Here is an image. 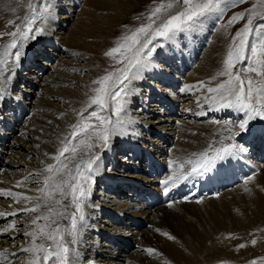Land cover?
I'll return each instance as SVG.
<instances>
[{"label": "bare ground", "instance_id": "bare-ground-1", "mask_svg": "<svg viewBox=\"0 0 264 264\" xmlns=\"http://www.w3.org/2000/svg\"><path fill=\"white\" fill-rule=\"evenodd\" d=\"M34 1H37V0H34ZM139 1L143 2V1H149V0H123L121 4L115 5L114 9L119 13V17H123L126 15V12L132 9L131 3L136 5L139 3ZM6 2L3 4H0V45L2 43L5 44L4 42L8 40H11L10 39L11 36L8 37V39H1L2 37H4L2 36V34L6 31H9L8 29L9 27L7 26L9 23V20L10 19L13 20L14 18V17L10 18L11 15L8 16V14L5 12L7 9ZM98 2L103 4L101 0H99ZM103 6L104 8H106L105 5ZM181 10H183L181 6L177 7L175 11H172L171 13H167L164 17H162V20L165 19L167 16L175 14L177 11H181ZM18 17H19V14L16 15L15 19ZM119 19L120 18H117V20ZM204 19L205 17L200 18L194 25H192V27H195L194 28L195 32L200 33L201 36H203L206 33V31L210 28V26H207L209 24L208 21H211L213 17L208 16L207 22ZM192 27L188 28V29H191V31H188L187 33L182 32L181 39L178 37H174L172 40H169L170 44L172 45L171 52H173L174 49H176V52L169 54L167 51H163L162 54L161 53L159 54L158 56L159 58H157V60L166 59L169 62V61H172L174 57H176V55H181L180 57H182L183 55L181 54L182 47L184 50L185 46H188L187 44L185 45V43H183L182 40H186L189 38V41L190 39L192 41L194 35H198V34L190 35L193 32ZM111 34H112V31H109L107 33V38L111 36ZM201 36H199L198 38H200ZM38 40L37 41L35 40L36 47L34 49H32L31 51L29 49H26L25 52H23L24 54L22 58L20 57L18 61L14 60L13 67H16L14 70H16L17 75L15 76L13 81L8 80L7 85H6V82L3 85L4 75L6 74L5 77H7L8 75L14 72V70L9 71L11 70L9 66H5L4 71L0 72V83L2 82V85H0V88H3V98L0 99V163L2 162L1 156H3V153H5V151L7 150L6 146H9L7 145V143L9 142L8 139L14 136V134L16 133V130H18L17 133H20L19 137L18 135H16L17 141L15 142L14 147H13L14 151L16 149H19L20 153H16L13 151L10 154V158H9V160L12 161L9 165L11 167L9 168L15 169L17 172L15 175L7 173L6 175L0 176V181H1L0 189L10 190L13 193L26 195L29 197L42 196V193L39 191V189L32 187L34 183H37L40 181L33 177L35 176L41 177L42 180L40 182L43 183L45 178L50 175L49 173L45 171V169L49 165H55L57 163L54 159H52V157L55 156V154L58 153L59 151V148H57L56 145H57V142H60V141H58L59 140L58 138L54 139V137L57 135L56 133L57 127L59 129L61 128V130L64 131V128L66 127L64 125V122L66 120L70 121L72 124L74 122L76 123L77 120H76V117L73 115L72 111L73 112L76 110L79 111L82 109V107L87 108L90 104V99H92L91 96L92 97L94 96V93L92 94V90L90 88H82V87L77 86L75 79L73 81H70L71 79L66 77L64 78L66 80H64L62 79L64 76L62 77L58 76L56 80H52L49 84L54 86V89L56 88L57 90L60 91V93H63L64 95L58 96V94H56L55 91L53 92V90L47 89L46 90L47 92L45 93L46 96L42 99L43 102L41 103V106L39 107L43 112L46 111V114L44 115L39 114L40 116L38 115L39 117L33 120L34 124L33 123H32L33 125L30 124L32 125L33 128H35L34 131L31 130L32 131L31 137L35 139L37 137L40 138L39 137L40 131H44L45 129H48L49 132L46 131L47 134L50 133L51 136H53L51 138L52 143L50 141L51 145L46 146V147L44 146L43 150H40V148H38L39 141H36V142L32 141L33 142L32 148L26 147V145H29V144L27 142L26 143L24 142V139H22L23 135L21 136V134H23V132H27L28 130L26 129L25 125L29 124V122L28 120L25 121V118L28 117L31 114V112L27 116L29 108H27V106H24L25 104H22L23 99H24L22 98V96H24V94H21L22 96L20 95L16 97L10 92V90L12 88H15L17 81L21 83L23 78H26L24 76L26 74H21L20 78L22 79H18L19 73L26 71L27 67L24 68V66L25 65L28 66V70L29 69L31 70L34 64L36 65L38 64L37 58L38 57L40 58L41 51L45 49L44 47L46 46L49 47L50 45H52V44H49L48 40H43V41H38ZM10 42L11 41H8V43ZM76 42L77 40L72 39V42L70 44L72 45ZM204 42L205 41H203V43ZM223 43H224V38L219 35L218 38L215 40V44H217V47H220V46L222 47ZM97 46L100 47L101 50L104 48L102 47L104 46V44H101V43L97 44ZM193 47L196 50L197 43L193 42ZM2 51L3 49H0V52ZM67 54L69 57H74V58L76 57V54H74L72 51H69V53ZM93 57L95 58V60H98L99 57L101 56L97 51L96 53H94ZM207 57L208 58L205 60V62L199 65V67L194 71L190 80L197 81V82L198 81L199 82L212 81V82H215L216 84H213V83L209 84L208 88H216L217 85L219 84L218 83L219 75H218L217 68L220 69L219 67L220 55L214 56L212 52L208 54ZM184 58H187L188 61H186L187 59L184 60ZM154 59H156V57H154ZM193 59L194 58H192L191 54L190 53L188 54V51H187L185 56L182 58V60H184L183 65L186 68L182 67V69L184 70L187 69L188 67L187 65L189 61H192ZM74 61L78 62V60H74ZM146 69L148 73L147 76L150 79L156 78L154 79L155 81H157L158 83H162L160 81L161 80L160 78H163L164 73L158 70V66L156 64L148 65L146 66ZM178 71H181V68ZM166 79H167L166 82H169L170 84L169 85L162 84V85L171 88L174 92V87L172 85L173 84L175 85V82H174L175 79L169 80V77ZM67 86L70 88H68ZM74 86L79 87L80 89V92L76 97L72 96L71 92L64 91V89H69L68 91H71V88ZM135 87L137 89L142 87L141 89H146L149 91L150 94L147 95L146 100L144 98L142 99L143 101H145V103L147 102L148 99L153 98V96L151 95H156V97L158 98V94H161L162 98L160 99L155 98L156 101L158 100L159 105H161L163 109V110H160L161 113H163L164 111H165V114L174 113L173 108H175V106L170 105L172 104L171 100H169L170 96L164 93L165 90H159V89L153 90L149 85L148 87L143 88L142 84H140V87L138 86V84H136ZM139 91L141 92V90ZM216 95L217 93H208L209 97H207V100ZM28 96L29 95H27L26 98ZM49 98L54 99V100H60V102H64V103L71 101V104L67 103L68 104L67 108L63 112L59 108H55V106H53L51 102L47 101V99ZM131 101L132 103H134L133 99H131ZM201 104L203 108H206L213 113H208L209 116H207L205 115L206 113H203L206 111H202V112L193 111L192 113L193 115H196L197 118H201L203 116L202 119H204L203 121H205L208 119V117H211L213 115L219 118L221 111H223L224 117L222 118L223 120L221 119L222 122L220 121L217 123H206V122L205 123L204 122L203 123H195V122L186 123L185 122L182 124V126H180L182 129L180 130L179 134H177L178 133L177 128H175L176 126L174 125L173 128H174V131L176 130V132L172 134V136H168V135L165 136V133L161 135L162 141H164L163 143L164 145L161 143L162 147H159L161 148L160 151L150 141H148L150 142V144H147L145 138L143 137L141 138V140L136 139L134 137L135 142H131L130 141L131 138L129 139L128 136H131L133 134L129 132L127 133L125 130V127L119 126V124H115V127L117 129L116 136H118V138L117 137L116 138L118 139V141L120 140L119 146L117 145V147H114L111 149L113 145L109 143L105 151H103L100 154L99 152L102 151L101 147H93L90 150L86 147V143L88 142H92V143H100V142L89 141L88 138L85 137V141H84L85 143H81V142L76 143L77 148H78V155L74 159H72L68 154H65L66 157L63 159L65 162L69 163L70 166L75 163L83 164L88 158L87 154L89 153V151H91L92 153H97V150H98V153L100 154V160L97 162V165L94 166L95 174L92 176V179L88 182L90 184V195H89V198L84 203L85 220L83 221L82 224L79 225L78 235H77L78 243L76 245H72V247H74L76 249V252L78 253L79 264H98L97 262H93V260L87 261V259L90 257H92L93 259L98 258L99 260L98 262L101 261L104 264H229V263L231 264H251V261L253 260H250L251 258L247 259L246 254H243V252L238 253L237 251H234L230 253L229 251V252H226L228 256L223 255L225 253L222 252L223 253L222 256L220 255L217 257L216 256L211 257L209 253L206 254L205 253L206 250L203 248L196 249V251L192 250L191 252H189V250L191 249L188 250V248L190 247H189V244H187V241L190 238H189V235L187 234V230L186 232L178 231V233L180 232V234L182 235L180 237V234L176 232L177 229L176 230L174 229L175 232L170 231L171 229H166L167 223L169 221H172V222L178 221V219H175V217H178L180 215L179 214L177 216L175 214L176 210L174 209L172 210L171 209L172 207L173 208L174 207H177V208L184 207V209L185 207H197V206H194V204H201L207 199L217 198L222 193L216 196H211V197L203 198L199 200L197 199L190 203H185L184 200L191 199V195L187 193L188 187L192 183V180H189L187 185L184 188H182L178 193L175 194V196H179L176 200H179L180 202L172 201L171 204H169L171 208L166 207L164 203H162L160 206L150 208V207H147V205L144 202L140 201L139 198L137 199V196L144 195V197H146L148 193L157 194L156 190L157 188H160L159 183H161V181L164 183V181L169 180L168 186H169V190H171L174 185L171 183L169 178L173 176H177V177L184 176L185 173L190 172L191 165L188 164L187 161L197 159L201 153L206 152V151H208L210 155H214L215 149L226 147V146L233 144L236 146L235 148H236V153H237L238 158L242 160L246 165H249V166L254 165V164H251L252 162L251 158H249L247 155L249 154L254 155L255 151H252V148L255 145H260L261 149L262 147H264V138H263L264 137V126L258 127L256 125L260 123L264 124V119H261L259 116H255L254 119L248 120V116L244 111L239 110L237 107L220 108L219 103L213 100L212 101L202 100ZM152 107H154V105L151 106V108ZM161 107H159V109H161ZM32 108L30 111H32ZM145 109H147L146 112H149L150 107H146ZM216 109H219V110H216ZM5 110L7 112V115L6 113L3 112ZM11 111L12 113H10ZM34 112H37V111L34 110ZM106 112L108 113L109 111H106ZM125 113L122 112L121 114H125ZM50 114H53V116H51ZM36 117L37 116H35V118ZM110 117L112 118V116H108V118ZM228 117H230L231 119L226 120V118ZM125 118L127 119L126 123H128L130 121L128 116L125 117L124 115L120 119L124 121ZM173 118L175 119V117ZM59 119H62V121H60ZM240 120H248L246 130H241L237 127ZM112 121L115 122L117 121V119L112 120ZM213 121H215V119H213ZM213 121L209 120V122H213ZM22 122L24 123V126H22ZM163 122L154 121L152 123V124L161 123V126L159 127H152V126L150 127L148 126V124H146V125H143L146 128L141 126L140 129L142 130V132L144 131L145 133H147L148 136H151L153 133L155 134V132H153L152 130L160 129L162 127ZM173 122L174 121H172L171 124ZM146 130L150 131L151 133L147 132ZM7 132H10V134H7ZM7 135H9V137H6ZM174 135L175 136L178 135L179 137V140L177 141L178 143H176V145L178 146L174 147L170 151V154L167 155V153L164 152L165 148L172 145L173 143V141H169V138L167 139V137L173 138ZM230 137H234V138L230 139ZM109 141L111 142V140ZM10 143L11 142H9L8 144ZM122 143L124 144V146ZM11 146L9 148L12 149ZM210 146H211V151H210ZM118 147H119V150H118ZM25 149L27 150V152H25L26 154L24 153L22 155L21 152L26 151ZM40 151H43V153H41ZM118 152L124 153V155H116ZM137 154L140 157L135 158ZM246 157L248 158L247 161H246ZM164 160L166 164L168 165V167L165 166ZM255 160L257 162L260 161L259 159H255ZM122 162L127 165L126 169L128 170V172L121 170L120 174L124 176L113 177L114 184L111 183V177H107L103 174L99 175V172L102 169H104V173H105L107 163L111 164L114 167V173L116 175L119 174L118 168H122L123 166L121 164ZM148 162L150 165L153 166L155 170V175L158 178L157 183L154 179L150 180L151 178L149 177L148 167H147ZM112 169H113L112 167H109L110 172H112ZM158 169H163L164 170L163 173H160V170ZM81 172L82 173L84 172L83 168H81ZM23 173H26V175H23ZM135 173L139 174V176H142L144 174V178H145V180H143L144 183L142 182V178L141 180H137L136 178H133L135 177ZM247 173H248V176L246 175ZM256 174L257 173H255V169H247L243 175L242 174L240 175V177H242V180L245 179L247 180L246 182L249 183L247 187L242 188L244 191L249 189V186L251 183H252L251 186L253 187H255L257 184L258 185L264 184L263 183L264 181L261 182L260 178L258 176L257 177L255 176ZM254 176H255L254 178L255 181L252 180L251 182H249L250 179L253 178ZM194 178H195V175L193 176V179ZM57 179H60V177H57ZM25 180L27 182L23 183V181ZM146 180H150L151 182H148ZM18 182H22V183H20L19 186H17ZM181 182H182V179L181 181L177 182L175 186H178ZM237 184L239 183H234L233 185H228L227 182L223 183L224 186L227 185L225 189L233 188ZM99 186H101L102 189H100ZM19 187H21L22 190H19ZM105 188H110V190H107V192H111L112 194L116 195L115 197H117L118 195L119 196L128 195L127 197H129L130 200L126 199V202L127 201L129 202L116 203L115 205H117L118 207L115 210L109 209L106 206L100 207L98 205H95L96 201L99 199V196H100V195L97 196V194H95V191L97 189H100L99 192L102 198V197H105L103 194L104 192H106ZM228 193L223 194V197L228 198L230 196L228 195ZM236 193L239 194L238 192ZM130 196H132L133 198H130ZM2 198L9 199L10 202L0 201V213L6 214L4 216H0V228H1L0 233H2L0 234V252H3L5 249H7L9 253L19 252L18 246L24 245L26 241L30 239L29 237H26L24 233L25 231L32 230L30 221L33 216L37 215V213L25 214L23 212H18V210L25 206L32 207L38 201L33 200L30 203L21 201L20 203H16V200L12 197L6 198L4 196H0V200ZM123 201H125V199H123ZM65 203L68 204V209H67L68 214L62 220H60V225L62 228L66 229L67 231H70L71 220L69 217L73 209H72L70 201H65ZM131 210H135V211L137 210L136 212H139V214L132 215ZM12 212H18V214L15 216L7 215ZM20 217H23L22 219H27V221L19 220ZM137 217L141 218V220ZM97 218L98 219L104 218V220L109 219L110 221L109 223H111V227H110L111 230H108V229L106 230L102 228L101 229L94 228V226H92V222L96 220L98 221ZM102 219L99 220V224H101ZM144 221H147L151 225H153L154 227L153 230H147V229L142 228L144 227L143 226ZM13 223H15L16 225L15 227L16 230L10 227V225H12ZM17 226L23 229L20 230L19 228L18 229L19 231H18ZM6 228L9 230L5 233L4 229ZM134 230L136 231L133 232ZM107 231H110V232H107ZM89 234L91 235L90 238H93L92 236H95L94 242L87 239V236ZM169 235L174 237L175 242L173 241V243H170L164 238L165 236H167L168 238ZM22 236L24 238L23 240L21 239ZM96 237L97 239H100L101 241L106 242V245L102 246V247H105L104 250L102 249V247H100L101 245H99V240L96 241ZM66 239L70 240L71 237L66 236ZM192 241L193 240H191V242ZM148 248L154 249L155 252L152 254H149L148 252L145 251ZM192 248H193V245H192ZM89 251L92 252V254L84 256V254L86 252L89 253ZM218 254L219 253H215L214 255H218ZM20 255H22L23 258L21 259L22 256H20V259L13 261V264H23L26 254L20 253ZM14 258L15 257H12L11 259L13 260Z\"/></svg>", "mask_w": 264, "mask_h": 264}, {"label": "rangeland", "instance_id": "rangeland-1", "mask_svg": "<svg viewBox=\"0 0 264 264\" xmlns=\"http://www.w3.org/2000/svg\"><path fill=\"white\" fill-rule=\"evenodd\" d=\"M98 1L99 0H37V1H34V0H0V4H3L5 2L7 3L6 4L7 9L5 12L8 14V16L11 15L10 18L14 17L13 20L12 19L9 20L12 23L11 24L8 23L7 25L9 27L8 28L9 31L4 32L2 34V36L4 37H2L1 39H8V37L11 36L9 35V32L12 33L13 31H16L17 26L22 25L26 17H31L33 15V12L29 8V4H31V6H33L32 8L36 10L35 17H37L36 18L37 22L33 25V29L35 30V28L39 27L42 31L40 32L39 35H36L34 39L31 38V34H30L29 39L25 41H18V45L19 44L23 45L22 54L20 56L21 58L23 57V54H24L23 52H25L26 49H29L31 51L32 49L36 47L35 40L36 41L38 39H40L38 41L48 40L49 44H52L49 47L47 46L44 47L45 49L41 51L40 58L35 57L38 59V64L37 65L34 64L31 70L30 69L28 70V66L26 65L24 66V68L27 67L26 71L19 73L18 79H22L20 78L21 74H26L24 75L26 78H23L21 83L17 81L15 88H12L10 90V92L16 97L20 96L21 94H24V96L21 95L22 98H24L22 104H25L24 106H27V108H29L27 116L31 112V114L25 118V121L28 120L29 122V124H26L27 126L25 125L26 129L28 130L27 132H23V134H21V136L23 135L22 139H24V142L25 143L27 142L29 144V145L25 144L26 147L32 148L33 142L39 141L38 148H40V150H43L44 146L45 147L49 146L52 143L51 138L53 136H51L50 133L47 134V132H49L48 129H45L44 131H40L39 133L40 138L37 137L35 139L31 137V132L35 130V128L32 127V125L34 124L33 120L37 119L40 116L39 114H42V115L46 114V111L43 112L39 108L41 106V103L43 102L42 99L46 96L45 94L47 92L46 90L51 89L53 90V92L55 91L56 94H58V96L64 95L63 93H60V91L57 90L56 88L54 89V86L50 85L49 83L52 80H56L58 76H61V77L64 76L62 79L66 77L71 79L70 81H73L75 79L77 86L82 87V88H90L92 90V94L94 93V96L97 95L95 90L98 89L100 85L94 84L93 81L99 80L102 76L106 75L107 73L113 72L116 68L121 67V65L117 63V60L120 59L119 54H116V59H113L111 57L106 56L105 53L109 51L111 48L116 47L117 43L121 41V38L126 33H130V31L135 30L136 28L144 24H147L148 23L147 17L149 16L150 12L155 6H157L160 3L167 2V0H149V1H143V2L139 1V3L136 5L131 3L132 9L126 12L125 16L119 17V13L114 9V6L121 4L123 0L122 1L121 0H101L103 4ZM103 5H105L106 8H104ZM177 7H179V5L174 6L173 10L171 9L167 13H171L172 11H175ZM222 7L224 9L222 13L214 12V13L206 14L204 16L205 17L204 20L206 22L208 21V16H212L213 19L211 21H208L209 24L207 26H210V28L206 31V33L203 36H201L200 33L195 32L194 30L195 27L191 26L193 29V32L190 35H193V34H198V35H194L192 41L191 39L189 41V38L186 40H182V42L185 43V45L186 44L188 45V46H185L184 50L182 47V53H181L183 54L182 57H180L181 55H176V57H174V59L169 62L166 59L157 60V58H159L158 57L159 54L160 53L162 54L163 51H167L169 54L176 52V49H174L173 52H171L172 45L170 44L169 40L159 41V43H161L163 46L158 47L156 49V52L152 54L153 56H151L148 59L147 66L153 65V64H156L158 66V70L164 73L163 78H160L161 79L160 81L162 83H158L157 81H155L154 79L156 78L150 79L147 76L148 73H147L146 67L140 72L138 77L132 78L130 81L127 82L126 89L128 91V94L123 97V107H124L123 113L125 112L126 113L120 114V117H119L120 123L118 124L119 126L125 127V130L127 133L129 132L133 134L131 136H128L129 139L131 138L130 139L131 142H135L134 137L139 140H141V138L143 137L145 138L147 144H150V142L153 143L154 146L160 151L161 148L159 147H162V144L164 143V141H162L161 135L165 133V136L166 135L172 136V134L176 132V130L174 131V128H173L174 125L176 126L175 128H177V132H178L177 134H179L180 130L182 129L180 126H182V124L185 122L186 123L187 122L217 123L219 121L222 122L223 120L222 118L224 117L223 111H221L219 118L213 115L211 117H208V119L205 121H203L204 119H202L203 116L201 118H197L196 115L192 114L193 111H198V112L206 111L203 113H206L205 115L207 116H209L208 113H213L209 111L208 109L203 108L201 103H202V100L212 101V99L210 98L207 100V97H209L208 96L209 92L206 89L208 88L209 84H212V83L216 84V83L212 81H206L208 83H206L205 81L197 82V81H192L190 79L194 71L199 67V65L205 62V60L208 58L207 55L212 52L214 56L220 55V60H219L220 69L217 68L218 73L223 70L224 68L223 61L227 57V52L232 43V38L235 36L237 31L242 29L244 25L246 24L248 15H249L248 10L249 9L255 10V14L253 15V25L255 26L258 22H260V14L264 13V3H261L260 0H229L227 5L225 6L222 5ZM44 8H47V12L43 11ZM167 13H164L161 16L160 20H157V23H160V21L162 20V17H164ZM239 13H245V18L239 22H236L230 25L228 23L229 19L233 15H236ZM17 14H19V17L15 19ZM42 16L44 18L41 20ZM117 18H120V19L117 20ZM109 31H112V34L111 36L107 38V33ZM188 31H191V29L187 28L186 30L182 32L187 33ZM182 32L178 33L176 37L181 39ZM219 35L224 38V43L222 47L221 46L217 47V44H215V40L218 38ZM199 36L201 37L198 38ZM10 39L12 40L13 37L11 36ZM72 39L77 40V42L71 45L70 43L72 42ZM11 40H8V41H11ZM8 41L4 42L5 44L2 43L0 45V49L4 50L3 46L7 45ZM203 41L205 42L203 43ZM193 42L197 43L196 50L193 47ZM100 43L104 44V46H102L104 47L102 50L100 49V47L97 46V44H100ZM12 51H15V50L13 49ZM69 51H72L74 54H76V57L75 58L69 57L67 54L69 53ZM97 51L101 57H99L98 60H95L93 56H94V53H96ZM187 51H188V54L190 53L192 58L194 59L192 61H189L187 65L188 66L187 69L184 70L182 69V67H184L183 61L187 58H184V60H182V58L185 56ZM154 57H156V59H154ZM151 58L153 61L151 60ZM14 60H15L14 57H9L10 63L8 66L11 68V70L9 71H12L16 68V67H13ZM74 60H78V62ZM186 61H188V59ZM239 67L240 65H237V67L234 68L233 71L235 72ZM180 68H181V71H178L180 70ZM16 75H17L16 70H14V72L8 75L7 77H5L6 76L5 74L4 79H3V82H4L3 85L5 84V82L7 85L8 80L13 81ZM248 75L251 76L253 80L261 79L260 77H257L255 73H249ZM168 77H169V80L175 79L174 80L175 85L174 84L172 85L174 87V92L171 88L162 85V84H165V85L170 84L169 82H166L167 80L166 78ZM226 79L227 77L219 76L218 83H223ZM201 83H203V87H200ZM136 84H138L139 87H140V84H142L143 88L148 87L149 85L153 90L154 89L165 90L164 93L170 96L169 100H171L172 104L170 103L169 104L175 106V108H173L174 113L165 114V111L161 113L160 110H163V109L161 105H159L158 100L157 101L155 100V98H157L156 95H151L153 96L154 99L153 98L148 99L147 102L145 103V101H143L142 99L144 98L146 100L147 95H149L150 93L146 89H141L142 87L137 89L135 87ZM0 85H2V82L0 83ZM79 87L74 86L71 88V91H68L69 89H64V91L71 92V95L76 97L80 92ZM139 90H141V92ZM27 95L29 96L26 98ZM160 98H162V95L158 94L157 99H160ZM131 99H133L134 103H132ZM47 101L51 102L52 105L55 106V108H59L63 112L66 110L67 105L71 104V101H68L67 102L68 104H67L66 102L64 103V102H60V100H54L50 98L47 99ZM252 103H255V100H253ZM153 105L154 107L151 108V106ZM106 106H105V110L109 111L108 113L105 110L101 112V109L99 107L95 105H90V104L87 108L82 107V109L79 111L78 110L74 112L72 111L73 115L76 117V120H77L76 123L74 122L73 124H77V123L97 124L98 121H96L95 118L91 117L90 115L93 111L100 113L102 117L112 116V118L110 117L111 120L117 119V116L114 114V111H113L114 106L112 105L111 101H109V103ZM146 107H150L149 112H146L147 110L145 109ZM159 107H161V109H159ZM31 108H32V111H30ZM34 110L37 112H34ZM3 112L6 113L7 115L6 110ZM10 113H12V111ZM80 113H84L83 118L80 116ZM50 115L53 116V114H50ZM124 115L125 117L128 116L130 120L128 123H126L127 121L126 118L124 119V121L120 119ZM35 116L37 117L35 118ZM173 117H175V119ZM213 119H215V121H213ZM228 119H231V118L230 117L226 118V120ZM59 120L62 121V119H59ZM170 120L174 122L171 124L172 121ZM209 120L213 122H209ZM154 121L155 122L164 121L160 129L152 130L153 132H155V134L153 133L151 136H148L147 133H145L144 131L142 132L140 128L141 126L146 125V124H148V126L150 127L151 126L152 127L161 126V123L152 124ZM243 121L244 120H240L239 123ZM69 123L73 125L68 120L64 122V125L66 126L64 128V131H62L61 128L59 129L58 127L56 129L57 135L56 136L54 135L55 136L54 139L58 138L59 139L58 141H60V142H57V145H56L57 148H59V150L64 146V143L62 142V140L64 141V138L69 136L72 131L71 125ZM22 126H24L23 122H22ZM143 127L146 128L145 126ZM17 132L18 130H16V133L14 134V136L8 139L9 142H11L12 144L11 143L8 144L9 142L7 143V145L9 146H6L7 150L5 151V153H3V156H1L2 162L0 163V176L6 175L7 173L15 175L17 172L15 169L9 168L11 167L9 165L12 162L9 160L10 154L14 151L13 147H14L15 142L17 141L16 135H18V137L20 135V133H17ZM147 132H150V131H147ZM7 134H10V132H7ZM65 134L66 135L68 134V135L66 136ZM6 137H9V135H7ZM116 137L118 138L116 134L110 137L111 142L109 141V143L113 145L111 149L114 147H117V145L118 146L120 145V142H119L120 140L118 141ZM168 138H169V141H173V143L172 145L165 148L164 152L167 153V155L170 154V151L174 147L178 146L176 145V143H178L177 141L179 140L178 135L177 136L174 135L173 138L167 137V139ZM81 140L85 141V137H78L76 140L69 141L68 142L69 147H71L72 143L73 144L80 143ZM10 146L12 147L13 150L9 148ZM253 148H252V151H255L254 155H250L248 153L249 155L247 156L251 158V161H252L251 164H254L253 166L255 167V173H257L255 176L256 177L258 176L260 178V181L263 182L264 181V147H262L261 149L260 145H255ZM105 149L106 148H104L99 153L101 154L103 151H105ZM118 150H119V147H118ZM14 152L20 153L19 149H16ZM25 152H27V150L21 152V154L23 155ZM40 152L43 153V151H40ZM58 153H56L55 156L58 155ZM97 153H98V150H97ZM116 155H124V153L118 152ZM247 159L248 158L246 157V161ZM255 159H259L260 161L257 162ZM121 164L123 166L122 168H118L119 174L116 175L114 173V167L111 164L107 163L105 173H104V169H102L99 172V175L103 174L107 177H111V183L114 184L113 177L124 176L120 174L121 170L128 172V170L126 169L127 165L124 164L123 162ZM164 164L166 167H168L165 160H164ZM109 167L113 168L112 172L109 171ZM136 174L137 173H135V177L133 178H136L137 180H141L142 178V182L143 180H145L144 174L142 176H139V174L137 175ZM23 175H26V173H23ZM85 175H87V173ZM255 176L251 178L249 182H251L252 180L255 181L254 180ZM33 178H36L37 180H40V181L42 180L41 177L39 176H35ZM40 181L37 183H34L32 187L37 188V189L42 188L43 183ZM146 181L151 182L150 180H146ZM246 181L247 180L244 179V181H241V183L236 185L237 187L235 186L233 188L224 190L223 191L224 193L222 192V194L220 195L218 194L219 196L217 198H214V199L210 198V199L205 200L201 204H194V206H197V207H185L184 209V207L183 208L182 207L180 208L172 207L171 208L170 205L166 206V207H170L172 210L173 209L176 210L175 214L177 216L180 214L178 217H175V219H178V221H175V222L169 221L167 223L166 229H171L170 231H173V232H175V230L177 229L176 230L177 233L178 231L186 232L187 230V234L189 235V238L190 239L192 238L191 240H193L192 242L190 239L187 241V244H189V247H190L188 248V250L191 249L189 250V252H191L192 250L196 251V249L203 248L206 250L205 251L206 254L209 253L211 257L212 256L217 257L220 255L222 256L223 254L222 252L225 253L223 255L228 256L226 252L230 251L231 253V252L237 251L238 253L243 252V254H246L247 259L251 258L250 260H255L256 264H264V259H262L264 258V184L263 185L257 184L255 187H253L251 186L252 184L251 183L249 186V189L244 191L242 188L247 187L249 184ZM26 182H27L26 180L23 181V183H26ZM99 188L102 189L101 186H99ZM100 189H97L95 191V194H97V196L100 195L99 199L97 198L98 200L96 201L95 205H98L100 207L106 206L109 209L115 210L118 207L117 205H115L116 203H125L126 199L127 200L129 199V197H127L128 195H123V196L118 195L117 197H115L116 195L112 194L111 192H107V190H110V188H105L106 192L103 193L105 197L101 198V194L99 192ZM19 190H22L21 187H19ZM156 191L158 193L160 192L158 188ZM236 192H238L239 194H237ZM225 193H228V195L230 196L228 198L223 197V194ZM106 195L109 197H107ZM130 198H133V197L130 196ZM123 199H125V201H123ZM209 200L212 202H210ZM0 201L10 202L9 199H4V198H2ZM136 211L131 210V214L132 215L139 214V212H136ZM22 218L23 217H20L19 220L27 221V219H22ZM100 219L102 218H99L98 221L96 220L92 222V226H94V228H97V229L102 228L106 230L107 229L111 230L110 229L111 223H109L110 222L109 219L104 220L103 218L101 221V224H99ZM139 219L141 220V218ZM143 226L144 227L142 228L147 229V230H153L154 228L153 225H151L147 221H144ZM19 228L20 227L17 226V230ZM22 229L23 228H20V230ZM14 230H16V228ZM135 231L136 230H134L133 232ZM107 232H110V231H107ZM178 234H180V232ZM181 236L182 235L180 234V237ZM90 237L91 235L89 234L87 236V239L94 242L95 236H92L93 238H90ZM164 238L170 243H173V241L175 242V239H168L167 236H165ZM193 238L196 240H194ZM21 239L22 240L24 239L23 236ZM253 239L257 241L254 246L251 244V241ZM97 240H99V245H101L100 247H102L103 245H106V242L101 241L100 239H97L96 237V241ZM242 243L245 244L246 246L241 249L238 246ZM192 245H193V248H192ZM104 248L105 247H102L103 250ZM215 253H219V254L214 255ZM90 254H92V252L89 251V253L86 252L84 256H87ZM22 258L23 256L21 257V259ZM16 260L18 259L17 258L13 259V261H16ZM90 260H93V262H97L98 264H104L101 261L98 262L99 261L98 258L93 259L92 257H90L87 259V261H90Z\"/></svg>", "mask_w": 264, "mask_h": 264}, {"label": "snow or ice", "instance_id": "snow-or-ice-1", "mask_svg": "<svg viewBox=\"0 0 264 264\" xmlns=\"http://www.w3.org/2000/svg\"><path fill=\"white\" fill-rule=\"evenodd\" d=\"M229 0H167L166 3H160L155 6L147 17L148 23L135 30L126 33L116 47L111 48L105 53L106 56L116 59L119 54L120 59L117 63L121 67L116 68L102 76L99 80L93 81L94 84L100 85L96 89L97 95L92 97L90 105H95L105 110V106L111 101L114 106L113 111L117 116V121L113 122L108 117H102L100 113L93 111L90 115L94 117L97 124L77 123L71 125V133L64 138V146L59 150L58 155L53 156L57 163L49 165L45 171L50 175L43 182V187L39 189L42 196L29 197L10 190L0 189V196L12 197L17 203L21 201L31 202L38 201L32 207H23L18 212L37 213L31 218V231H25L24 235L30 239L24 245H20L19 252L9 253L7 249L0 252V264H13L12 257L20 258V253L26 254L23 264H79L78 253L72 245L78 243L77 235L79 225L85 220L84 203L90 195V184L88 183L94 175L97 162L100 160L99 153L89 151L88 158L83 164L75 163L70 166L64 161L65 154L72 159L78 155L76 144L69 147L68 142L76 140L78 137H87L89 141H98L100 143H86L90 150L93 147H101V150L107 148L110 137L117 134L115 124L120 123V114L124 111L123 97L128 94L126 84L132 78L138 77L140 72L147 66L148 59L156 52L158 47L163 45L161 40H172L178 33L194 25L201 17L214 12H223L222 5H226ZM264 3V0H260ZM181 6L183 10L167 16L157 23L164 13L169 12L174 6ZM29 8L33 12L31 17H26L24 23L17 26L16 31L9 33L13 37L10 43L4 46L0 52V72H3L5 66L9 65V57L19 60L22 54V44L18 41H25L35 38L42 31L39 27L33 29L37 22L35 18V9L31 4ZM47 12V8H44ZM249 15L246 24L242 29L237 31L232 38V43L227 52V57L223 61L224 68L218 73L219 76L227 77L223 83H219L216 88H208L209 93H217L211 97L213 101L219 103L220 108L237 107L244 111L248 120L259 116L264 119V13L260 14V22L253 25L254 9L248 10ZM44 17H41V20ZM245 18V13L233 15L228 23L234 24ZM12 22L9 21V24ZM15 51H12V50ZM240 65L234 72L233 69ZM246 65V66H245ZM249 73H255L259 80H253ZM200 87H203L201 83ZM3 98V88H0V99ZM255 100V103L252 101ZM219 110V109H216ZM83 118L84 113H80ZM248 120L239 123L237 127L241 130L247 129ZM234 137H230L232 139ZM81 143H85L83 140ZM235 145L215 149V155H210L208 151L203 152L195 160L187 161L191 165L190 172L184 176L170 177L173 185L178 180L187 179L191 175H199L201 172H208L215 166L217 160H223L226 156L232 155ZM211 151V146H210ZM182 167V166H181ZM81 168L84 172H81ZM84 173H87L85 175ZM60 177V179H57ZM22 182H18L17 186ZM165 185L169 180L164 181ZM165 195L168 194V188L164 189ZM70 201L72 213L70 215V231L62 228L60 220L67 214L68 204ZM18 212H12L7 215L15 216ZM6 215L0 213V216ZM15 229L16 225H10ZM9 229H4L6 233ZM2 234V233H0ZM167 235V234H165ZM66 236L71 237L70 240ZM168 239H174L168 236ZM256 240L253 239L251 244L254 246ZM245 244H240L239 248H244ZM149 254L155 252L154 249L145 250ZM264 259V258H262ZM256 264V261H251Z\"/></svg>", "mask_w": 264, "mask_h": 264}]
</instances>
